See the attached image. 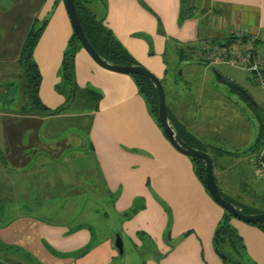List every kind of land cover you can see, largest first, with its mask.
<instances>
[{"label":"crops","instance_id":"1","mask_svg":"<svg viewBox=\"0 0 264 264\" xmlns=\"http://www.w3.org/2000/svg\"><path fill=\"white\" fill-rule=\"evenodd\" d=\"M77 2L138 64L167 78V116L188 144L209 153L218 190L264 212L257 184L264 177L253 163L264 98L216 70L212 86L197 88L193 60L179 56V49L194 52L202 40L225 42L236 31L264 45V0ZM68 18L63 0H0V237L10 231L15 243L42 247L48 264H264V230L233 216L228 226L241 259L226 257L231 248L217 237L225 209L192 158L168 141L132 74L99 66L78 44L73 79H64ZM35 25L43 30L32 59L49 113L29 109L19 59ZM172 59L186 66L170 74ZM197 59L206 73L218 65Z\"/></svg>","mask_w":264,"mask_h":264},{"label":"trees","instance_id":"2","mask_svg":"<svg viewBox=\"0 0 264 264\" xmlns=\"http://www.w3.org/2000/svg\"><path fill=\"white\" fill-rule=\"evenodd\" d=\"M75 1V7L77 8L79 19L81 20V24L83 26V31L85 32L87 38L90 41V44L97 50V52L102 56L105 60L116 64L129 65L137 63L129 52L122 46L120 42L113 36L110 30L102 23V21L97 20L95 16L84 9L81 6H78L79 3L77 0ZM43 30V25L38 27L33 26L29 32H27L26 39L24 44L21 46V55H20V64L23 68V78L25 81V92L26 97H28V106L30 110H35L38 112L49 113L50 110L46 108V106L41 102L39 98V86L41 81V74L39 68L35 62L33 57L34 45L38 41L40 37V32ZM79 40L76 35L73 33L72 39L68 43V49L64 54V58L62 61V72L63 77L66 80L71 81L73 79L74 70H73V60L76 52V46L79 44ZM81 46V44H79ZM196 47H192L195 50ZM198 48V47H197ZM133 79L136 82V85L139 89V92L146 98L148 104H150L152 111L157 116V92L153 84L146 79V77H142V75L132 74ZM92 96L93 94L90 93ZM262 119V120H261ZM258 122L259 132L258 138L254 144V148L259 147L264 143V117H261ZM175 126V124L173 123ZM178 133L182 137V141L185 138L181 135L179 129L175 126ZM190 145V144H189ZM198 148V147H197ZM201 149V148H199ZM194 165L196 167V173L198 174V178H200L205 183V169L203 162L196 157H191ZM223 195V194H222ZM227 201L232 202L230 198L223 195ZM237 206H239L243 213H253L259 212L258 210L250 207H245L240 204L233 202ZM232 217L229 212L225 210L223 220L219 229L217 231V237L220 242L227 241L230 248H234L233 239L236 238L234 231L228 226V219ZM255 225L259 226L264 230V224H260L258 222H252ZM1 264V263H0Z\"/></svg>","mask_w":264,"mask_h":264},{"label":"water","instance_id":"3","mask_svg":"<svg viewBox=\"0 0 264 264\" xmlns=\"http://www.w3.org/2000/svg\"><path fill=\"white\" fill-rule=\"evenodd\" d=\"M64 7L66 8V11L68 13V16L73 28V33L76 35L77 39L79 40V44L84 48V50L89 54L90 57L101 67L111 70L114 72L124 73V74H138L142 75V77H146L153 86L155 87V90L157 92V119L161 125V129H163L164 134L166 135L168 141L171 143V145L180 151V153H183L190 157H196L199 158L204 165L205 169V185L206 190L210 193L211 197L217 202L222 208H224L229 214H231L233 217L244 221V222H258L260 224H264V212H253V213H243L241 208L234 204L233 202L227 201V199L222 195L220 190H218V186L214 177L213 173V165L211 157L208 152H205V150L193 147L189 145L186 141H182V137L178 133L177 129L171 122L166 108V98H165V91L162 81L149 69L143 67L141 64L135 63L129 65H122V64H116L113 62H110L108 60H105L100 54L97 52V50L93 47L92 44H90L89 39L87 38L85 32L83 31V26L81 24V20L79 19L77 8L75 7V1L74 0H63ZM220 78L225 81L226 83L233 85V87L239 89L241 92H243L248 100L256 106L254 100H252L251 96L238 84H236L234 81L230 80L229 78L225 76L219 75L218 72H216ZM216 240V239H215ZM120 238L117 237L116 239V246L118 247L119 251L122 252V244ZM217 246V240L215 242Z\"/></svg>","mask_w":264,"mask_h":264},{"label":"rangeland","instance_id":"4","mask_svg":"<svg viewBox=\"0 0 264 264\" xmlns=\"http://www.w3.org/2000/svg\"><path fill=\"white\" fill-rule=\"evenodd\" d=\"M35 27H38V25H35ZM204 34V33H203ZM192 47H196L195 50H193L194 52H191L190 48L185 47L182 49H179V56L184 59H189V60H193V61H189L191 63V65H193V67H191L189 70L191 71L192 74V83L191 85H194L195 87L199 88L201 86H212V81H217V79L215 78L214 74H213V70L219 71L221 73L224 74H228V76L230 77H236L238 81L243 83V86L247 84L249 85L247 88L249 89L250 93L252 94V96L254 97L255 100H259L260 97L264 98V90L262 87H260V85L256 82L255 84L253 83L252 79L250 78L249 75H247V72L242 70V69H238V68H234L230 65H223V63H218V65H216L215 67H212L210 69H208L209 71L203 72V66L201 65H195L198 61V52H196L198 45L196 46H192ZM196 61V62H195ZM169 72L171 74L172 71H175L176 66L178 67V69L183 68L186 65H182V63L180 64H176L174 62V60L172 59L171 61H169ZM176 64V65H175ZM249 77V79L247 78ZM162 84L164 85L163 87L167 88V78L165 80L162 81ZM251 85V86H250ZM260 101V100H259ZM91 163V161H90ZM87 177L89 175H93L91 174H86ZM257 184H259L258 186H263L264 187V181H257ZM12 233L6 232V235H4L2 238L0 237V263L1 264H48L46 262V258L50 259V254L45 252L44 249H42V247L40 248L41 250H36L37 252H34L35 250H32L28 247V244L26 243L25 246L23 245H19L17 243H15V238L14 236H11ZM233 245L234 248L228 249L226 252L228 254H226L228 258H233V260L235 261H240L239 259H241V255L239 252V247L237 244V241L235 239H233Z\"/></svg>","mask_w":264,"mask_h":264},{"label":"built area","instance_id":"5","mask_svg":"<svg viewBox=\"0 0 264 264\" xmlns=\"http://www.w3.org/2000/svg\"><path fill=\"white\" fill-rule=\"evenodd\" d=\"M206 64L224 63L242 69L264 89V45L256 35L236 31L230 40H202L196 50ZM259 175L264 177V143L253 158Z\"/></svg>","mask_w":264,"mask_h":264}]
</instances>
